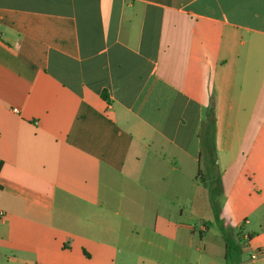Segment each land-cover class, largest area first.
Wrapping results in <instances>:
<instances>
[{
  "label": "crops",
  "instance_id": "0c3cea01",
  "mask_svg": "<svg viewBox=\"0 0 264 264\" xmlns=\"http://www.w3.org/2000/svg\"><path fill=\"white\" fill-rule=\"evenodd\" d=\"M0 162V264H264V0H0Z\"/></svg>",
  "mask_w": 264,
  "mask_h": 264
},
{
  "label": "rangeland",
  "instance_id": "374dc122",
  "mask_svg": "<svg viewBox=\"0 0 264 264\" xmlns=\"http://www.w3.org/2000/svg\"><path fill=\"white\" fill-rule=\"evenodd\" d=\"M143 166H144V161H143ZM142 167V165H141ZM201 167L202 169L206 168V164L205 161L202 160L201 162ZM213 173H215L213 171ZM216 194H214L215 197ZM215 198H213L214 200ZM139 206L140 208H142V197L139 196ZM221 202L223 203V211L225 213V223L227 225L226 231H228L229 235H232L234 237H237L238 235L242 234V233H246V232H250L253 229H255V231H259V228L257 225L254 226H248L247 228H239V225H243L244 222V213L246 208H242V206H246L243 201H240V206L238 209H230L227 208L229 206L228 202L225 200H221ZM207 214L204 215L205 218H199V216L197 218L194 219V221L191 222V226L195 229V235L197 240H200V238H204V237H200V228L202 227L203 223L206 221L205 219H211V214H209L208 209L207 212H205ZM212 221V220H211ZM127 228V230H130L133 227H136V229L141 233V235H143L145 232H152V230H146V228H143L142 225H137V226H131L128 222H126V225L124 226ZM208 227L210 228V232L208 234H206L205 236L208 237L206 239V241L210 242V241H214V249H212V252L214 253V257L221 261V264H225V261L223 259V254H224V243L223 241L219 240L220 238H222V235L220 233V231L218 230V225L214 222L210 223V225L208 224ZM230 227V230H229ZM205 237V238H206ZM215 239V240H214ZM242 241V240H241ZM209 248V246H208ZM209 250V249H208ZM148 254L145 253V256H147ZM197 254H195L196 256ZM244 259L248 258L247 253L244 254ZM197 261L196 258H194V254H193V261ZM197 264V262H196Z\"/></svg>",
  "mask_w": 264,
  "mask_h": 264
},
{
  "label": "trees",
  "instance_id": "16d2710c",
  "mask_svg": "<svg viewBox=\"0 0 264 264\" xmlns=\"http://www.w3.org/2000/svg\"><path fill=\"white\" fill-rule=\"evenodd\" d=\"M205 149L210 150L211 152L214 149V143L209 142V140L203 143ZM213 160L212 163L214 164V156L212 155ZM2 167V163L0 162V170ZM242 234L238 235L237 237H225L226 243V253H225V261L227 264H241L242 262Z\"/></svg>",
  "mask_w": 264,
  "mask_h": 264
}]
</instances>
